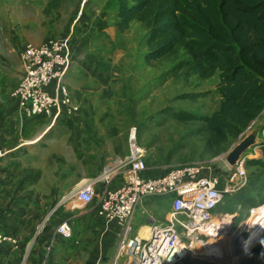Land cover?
Listing matches in <instances>:
<instances>
[{
	"label": "rangeland",
	"instance_id": "374dc122",
	"mask_svg": "<svg viewBox=\"0 0 264 264\" xmlns=\"http://www.w3.org/2000/svg\"><path fill=\"white\" fill-rule=\"evenodd\" d=\"M49 1L0 0V145H4L3 141L10 144L14 136L4 129L8 126L4 111L14 109L17 100L11 93L22 78V49L28 44L38 46L68 36L71 62L59 84L65 87L78 110L60 114L55 120L43 114L25 119L20 128L23 143L47 131L37 142L26 144L15 153L23 158L21 163L10 160L5 166L16 168L15 188L24 178L29 181L25 187L35 191L22 195L19 199L24 201L18 202L31 216L32 236H42L50 225L53 230L64 215L71 222L76 220L73 240L63 245L57 243L48 264H111L116 237L111 228L107 234L104 223L93 212L74 208L72 201L64 203V197L78 183L96 177L105 163L125 155L132 131L137 144L145 149L148 165L163 167L152 171L154 174L169 166L192 162L212 163L214 171L224 174L227 152L249 131L260 130L256 146L264 141V108L251 127L233 141L223 142L222 150L215 153L207 147L209 134L204 130L202 117L217 107V73L208 78L187 77L183 68L177 67L173 55L147 63L143 56L149 29L132 21L126 30H117V0H60L46 11ZM183 114L189 118H182ZM19 141L22 142L20 138ZM254 147L243 153L245 165L249 159L262 157V150L252 154ZM245 167L247 179H253L260 171L255 165ZM252 195L261 200L256 193ZM10 197L4 195L5 205ZM262 203L259 215L264 212ZM168 207L166 197L143 198L135 208L133 227L147 223L141 214L143 209L156 220ZM217 212L216 216L226 213ZM230 212L226 214H238L233 219L234 227L246 220L241 206L233 204ZM229 228L227 225L226 229ZM223 232L227 231L207 236L217 240ZM263 234L264 226L260 228L259 240ZM228 237L214 243L225 245ZM251 253L236 250L234 264H246ZM181 264L191 261L186 258Z\"/></svg>",
	"mask_w": 264,
	"mask_h": 264
},
{
	"label": "built area",
	"instance_id": "2783aa9c",
	"mask_svg": "<svg viewBox=\"0 0 264 264\" xmlns=\"http://www.w3.org/2000/svg\"><path fill=\"white\" fill-rule=\"evenodd\" d=\"M20 57L23 74L11 93L17 98L19 122L41 114L55 120L60 114L78 110L65 87L59 84L71 62L68 36L50 39L38 46L28 44ZM263 145L264 141L255 146L252 154L261 152ZM126 148L125 155H117L105 163L96 177L78 183L63 199L64 203L72 201L76 209L93 212L106 229L113 224L118 228L111 264H181L186 258L191 264H234L236 250L247 254L254 246L259 233L253 241H247L253 232L248 234L245 224L256 213L259 203L246 207L243 215L246 220L235 227L233 219L238 214L230 215L227 219L229 237L225 245L214 243L223 234L215 240L203 233L225 197L232 196L247 184L243 156L234 166L225 165L224 174L214 171L212 163L205 162L169 166L154 174L152 171L163 167L155 163L148 165L145 149L137 144L134 133L130 134ZM5 154L0 150V157ZM145 197H166L169 209L156 220L143 209L141 214L147 223L134 228L132 217L135 208ZM72 234L69 217L56 223L53 237L58 235L67 240ZM2 245L16 249L19 242L0 229ZM53 247L52 238L45 248L42 264H46V257ZM121 258L124 260L120 262Z\"/></svg>",
	"mask_w": 264,
	"mask_h": 264
},
{
	"label": "trees",
	"instance_id": "16d2710c",
	"mask_svg": "<svg viewBox=\"0 0 264 264\" xmlns=\"http://www.w3.org/2000/svg\"><path fill=\"white\" fill-rule=\"evenodd\" d=\"M59 1L50 0L46 11ZM117 1V30H126L132 21L149 29L143 56L147 63L173 55L187 77L208 78L217 73V107L202 117L209 134L208 149L218 153L223 142L236 139L258 117L264 107V0ZM261 155L263 159L246 162L260 171L232 196L225 197L219 212L231 213L233 204L245 209L264 201V145ZM72 240L73 234L64 241ZM255 244L246 264L264 261V234ZM44 254L41 252L40 264Z\"/></svg>",
	"mask_w": 264,
	"mask_h": 264
},
{
	"label": "crops",
	"instance_id": "0c3cea01",
	"mask_svg": "<svg viewBox=\"0 0 264 264\" xmlns=\"http://www.w3.org/2000/svg\"><path fill=\"white\" fill-rule=\"evenodd\" d=\"M4 119H7V124L9 126V130L8 126L7 128L4 127L5 131L14 134V136L11 137L10 144L5 145V142L3 141L2 143H4V145H0V150L6 152L4 156L0 157V229L5 233L14 236L18 240L19 246L16 249H11L8 245L0 246V264H40L42 248L44 249L52 238L54 246H56L57 243H62V245L66 243L58 235H54L53 237L54 229L52 230L51 225L47 231H44L42 236H32V232H30V230H32L30 229L32 227L31 216H28V214L23 211V206L18 202L24 201L19 199L22 195H26L27 193L32 194V192L34 194L35 191L32 190V187L30 186H27L28 188L25 187L26 183H29V181L24 178H22L19 186L17 185L15 188L16 184H14V180L15 174L17 173L16 168L5 166V164H9L12 160H16L13 162H16L17 164L21 163L23 158L20 156H15V153L18 152L24 145L37 142L47 130L42 132L32 141L23 143L24 140L22 137H20V135H22V130L20 129L22 122H18L19 120L16 116V102L14 109H8L4 111ZM19 138L22 142L19 141ZM16 180H18V178H16ZM5 188L7 189V192L4 191ZM5 194L11 195V197L6 200V205L4 204ZM25 206L27 207V204ZM166 212H164V214ZM65 217L66 215H64V219H66ZM5 219L12 221L11 223H7V220ZM78 219L80 218H77V220ZM72 220L73 222H70L72 223L74 229L76 220ZM21 224L22 228L20 227ZM109 228H111V231H113L114 235L117 237L118 228L115 225H110L105 230L107 234Z\"/></svg>",
	"mask_w": 264,
	"mask_h": 264
},
{
	"label": "bare ground",
	"instance_id": "6f19581e",
	"mask_svg": "<svg viewBox=\"0 0 264 264\" xmlns=\"http://www.w3.org/2000/svg\"><path fill=\"white\" fill-rule=\"evenodd\" d=\"M132 133H134V131H132ZM261 206L259 205L257 207L256 213L245 224V228L247 229L246 232L253 230L252 231L253 234H250V237L247 240L249 242H251V240L253 241V239H255L256 233H259L260 228H262L264 226V212L259 215V213H260L259 208ZM229 218H230V215L226 214V213L219 214V215L215 216L214 219L210 223L207 224V228L203 230V233L208 235V236H211V235L220 234L222 231H227V229H226V227L228 225L227 219H229ZM251 221H252V225L250 223ZM222 234H223L222 237H224L225 235H229L228 232H223Z\"/></svg>",
	"mask_w": 264,
	"mask_h": 264
},
{
	"label": "water",
	"instance_id": "95a60500",
	"mask_svg": "<svg viewBox=\"0 0 264 264\" xmlns=\"http://www.w3.org/2000/svg\"><path fill=\"white\" fill-rule=\"evenodd\" d=\"M259 135L260 130L253 129L249 131V133H247L242 139L237 141L227 152L224 158L227 165L230 167L234 166L247 149L256 146L258 143Z\"/></svg>",
	"mask_w": 264,
	"mask_h": 264
}]
</instances>
